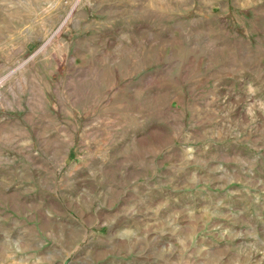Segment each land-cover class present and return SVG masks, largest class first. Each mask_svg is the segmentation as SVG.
Listing matches in <instances>:
<instances>
[{"label":"rangeland","instance_id":"rangeland-1","mask_svg":"<svg viewBox=\"0 0 264 264\" xmlns=\"http://www.w3.org/2000/svg\"><path fill=\"white\" fill-rule=\"evenodd\" d=\"M0 264H264V0H0Z\"/></svg>","mask_w":264,"mask_h":264}]
</instances>
